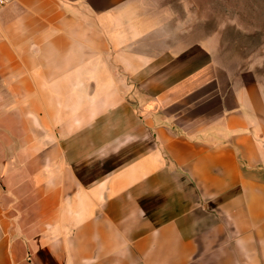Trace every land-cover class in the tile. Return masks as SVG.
<instances>
[{
    "label": "crops",
    "instance_id": "crops-1",
    "mask_svg": "<svg viewBox=\"0 0 264 264\" xmlns=\"http://www.w3.org/2000/svg\"><path fill=\"white\" fill-rule=\"evenodd\" d=\"M197 5L0 12V264H264V82Z\"/></svg>",
    "mask_w": 264,
    "mask_h": 264
},
{
    "label": "rangeland",
    "instance_id": "rangeland-1",
    "mask_svg": "<svg viewBox=\"0 0 264 264\" xmlns=\"http://www.w3.org/2000/svg\"><path fill=\"white\" fill-rule=\"evenodd\" d=\"M197 4L200 32L214 33L231 61L254 66L264 82V0H197Z\"/></svg>",
    "mask_w": 264,
    "mask_h": 264
},
{
    "label": "built area",
    "instance_id": "built-area-1",
    "mask_svg": "<svg viewBox=\"0 0 264 264\" xmlns=\"http://www.w3.org/2000/svg\"><path fill=\"white\" fill-rule=\"evenodd\" d=\"M12 0H0V12L10 4Z\"/></svg>",
    "mask_w": 264,
    "mask_h": 264
}]
</instances>
